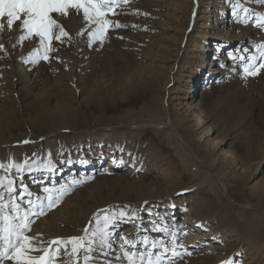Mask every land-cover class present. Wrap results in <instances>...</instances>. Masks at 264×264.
<instances>
[{"label": "rangeland", "instance_id": "374dc122", "mask_svg": "<svg viewBox=\"0 0 264 264\" xmlns=\"http://www.w3.org/2000/svg\"><path fill=\"white\" fill-rule=\"evenodd\" d=\"M234 1L228 0L220 19L223 18L226 23L225 29L235 38L240 37L242 30L229 28L230 16L234 13L236 5ZM209 2L214 6L216 4L209 0H198L199 10ZM186 4L188 0H128L126 4L120 3L114 9L116 14L109 13L106 17L113 24L110 25L102 42L99 39H90L89 34L94 31L96 25L85 21L82 12L70 10L68 17H58V22L69 36L63 37L62 42L53 39L51 45L53 51L48 53L47 61L42 59L44 48L38 37L21 40L20 37L26 33L20 28L19 22L11 29L7 27V23H2L4 27L0 29L1 149H7L23 139L38 135L37 132L45 128L43 124L37 122L43 114L51 115L54 120L59 117L58 110L43 107L31 114L27 107L22 106L27 100L21 101L22 97L16 93L15 74L19 67L25 72H34L45 77V83L48 85L43 91H50L61 97V105L68 108L65 116L70 113L69 108H74L77 112L78 107H81L78 103L82 101V107L88 108L86 109L88 120L93 124L92 127L101 129L106 125L104 123L126 127L131 122L148 120L156 123L158 117H164L166 79L174 67V61L180 58L181 77L173 83L172 91L166 98L172 100L174 96H183L189 89L194 90L195 97L192 101L194 107L201 100L204 101L203 106L195 109L196 112H203L209 117L208 124L216 128V134L224 138L226 150L232 154L227 157L214 148L211 141H200L198 136L203 127L196 126L193 117L186 121L189 124L188 130L185 132L180 130L181 136L184 139L187 137L188 147H183L190 153L191 158L183 155V151L172 140L169 129L139 126L129 130L122 143V155L130 159L132 165L136 167V173L126 179L135 186L123 179L126 177V169L130 167L128 166L122 171H115L116 174L112 173L110 178L107 176V179H103L99 184L102 185L99 191L86 189L95 178H101L102 174L98 175L99 171H96L94 179L86 181L78 190L80 191L78 194L74 190H68L56 207L52 209L46 207L44 214L38 216L46 217L57 211L59 214L53 224L56 228L47 234L43 242L37 244V248L52 250L56 245H50V241L84 236V229L88 224L93 228L91 230L95 231L97 215L100 217L99 223L102 227L105 215H116L117 224L121 221L118 213L124 211L127 213L125 218L130 219V226L133 227L138 216L143 213L157 220L160 219L161 212H169L165 209L159 212L156 205L173 204L174 209L178 207L176 210L183 212L177 222L184 223V227L188 224L183 219L190 214L189 210H192L193 223L196 222L193 233L213 232L215 231L213 228L219 226L223 232L220 233L218 241H215L216 246L228 248V244L240 242L236 247L230 246L229 250L225 251L220 264H227L228 261L232 264H243L251 256L255 258L253 264H264V229H261L256 237L250 233L253 229L251 224L255 225L259 212L264 211V69L256 76L238 72L241 77L230 86L209 87L204 77L198 76V73L204 61L206 70L207 67H212L215 60L211 58L215 53L211 50L219 46L218 42L210 39L213 35L210 28L214 25L215 9L210 10L213 13L210 16L201 13L199 15L198 11L196 15L205 18L197 21L187 36L191 12L184 7ZM128 5L130 7L126 11L125 7ZM236 10L238 9L235 7V13ZM217 17L219 18L218 14ZM115 22L122 27H115ZM237 23L240 24L241 21ZM255 23V18L248 19L247 23L242 24V28L248 26L253 28ZM201 25L208 27L201 28ZM54 31L56 34L59 33V29ZM238 40L237 38L236 41ZM234 46L236 49L238 43H234ZM221 50L226 54L231 49ZM87 54L89 59L85 58ZM247 55L256 56L259 55V51L255 49L248 51L246 60ZM33 60L36 62L33 63ZM261 62H264V58L259 56L256 64ZM240 69L239 64L236 70ZM216 85L224 84L216 82ZM205 89L209 90V95L202 98ZM97 92L103 94L109 104L110 110L106 114L98 112L92 103H88L92 99L96 101L94 97ZM39 94L34 93L33 97L39 100ZM32 100L33 98L28 102L31 103ZM171 112L172 115L178 116L181 113L180 107L172 108ZM108 137L111 143L120 144L117 134H110ZM92 140L88 152H91V149L98 150L97 143ZM79 148V143H76L73 157L80 158L86 154ZM63 150V144L57 138H51L49 143L39 140L26 147V152H31L35 156L34 170H37L41 177L42 173L51 170L52 163H57L59 157L63 156ZM206 173L216 175L218 181L225 184L227 192L213 187L208 182L195 188L204 181ZM7 178L6 174L0 175L3 185L7 183ZM38 179L45 180L43 183L50 185L53 176ZM142 180L147 184L158 182L159 186L150 194L146 192L141 195L137 184ZM3 190L4 188L0 187V196L4 200L6 197L2 193ZM135 202L138 203L132 207L131 204ZM239 204L249 206L254 212L246 211ZM32 205H36L33 211L39 210L40 205L35 202L28 206L20 205L22 213L29 210ZM38 217L33 216V219ZM124 228V225L119 228L113 244L119 242ZM91 230L89 232H92ZM166 232L170 234V228H167ZM247 233L251 234V239L247 237ZM98 248L100 245L97 240L93 244V249L98 252ZM146 250L148 249H144L143 252ZM70 251L71 245L61 246L60 252L55 256V264H73V258L66 255V252ZM137 252L142 251L138 249ZM39 255H43V251L37 252L34 256ZM84 255L81 249L75 258V264H81ZM9 263L13 264L10 260ZM122 264H128L124 257Z\"/></svg>", "mask_w": 264, "mask_h": 264}, {"label": "bare ground", "instance_id": "6f19581e", "mask_svg": "<svg viewBox=\"0 0 264 264\" xmlns=\"http://www.w3.org/2000/svg\"><path fill=\"white\" fill-rule=\"evenodd\" d=\"M209 1H213L214 3H216L215 6L212 2H209L204 6L202 10H199L198 0H188V4L184 5V7L188 9L189 12H191V20L187 27V32H190V29H193L196 26L197 21H200L202 18H205L201 16L199 17L200 13L201 15L205 14V16H210V14H213L212 12H210V10L215 9L214 25L213 27L211 26L212 28H210L213 30V35L210 39L213 42H218V47H221L222 49L226 50L231 49L232 51L228 50L226 54H223L222 50L220 51L221 48L218 49L217 47L216 49L211 50L212 53H215L211 59L214 58L215 61L212 67H207V70L205 69L206 67H204V65L206 64V62L204 61L202 63L203 66H199L201 69L198 73V76L201 75L202 78L204 77V80L207 82L209 87L230 86L238 82L239 78L241 77L238 72L243 73L244 68L248 64L257 63V60H250L249 58L251 56L248 57V55V59L246 60V53L248 51H251L252 49L258 50L257 45L264 44V28L259 27L257 23L258 20L264 18V3L259 2V0H239V4L241 5V7H236L238 10H236L235 14L232 13V16H230L229 28L238 31L242 30V34L240 35V37L235 36L234 38L232 37V35H230V31H227L225 29L226 23L225 21H223V18L220 19V15L223 14V11H225L226 9L225 5L228 0ZM236 3L237 0L234 1V4ZM129 7L130 5L126 6L125 10L128 11ZM245 8L248 10L247 12L243 10ZM198 11L199 15L197 16L196 14L198 13ZM217 14L219 18L217 17ZM253 18H255L256 20V23L254 24L255 27H253L254 29L250 28V26H248L247 28H242V24L244 22L247 23L248 19ZM238 21H241V23L238 24ZM0 22L6 24L7 18H0ZM261 22H264V20H261ZM207 27L208 25H201V28ZM189 32L186 34L187 36ZM207 33L208 32L206 31V34ZM186 35H184V38L186 37ZM237 38L239 39L238 41H236ZM234 43H238L236 49H234ZM201 47L203 48V46ZM256 56L258 59L259 55ZM86 57L88 58L89 54L85 55V58ZM85 61H87V59ZM179 61L180 58H177L174 61V67L172 68V71L169 73L166 79V91L164 93L165 102L163 106L164 117H158L159 119L155 120L156 123H151L146 120L142 122H131L126 127L104 123L106 125L102 126L101 129H94L92 127L93 124L88 120L89 115L88 111L86 110L88 108L86 106L82 107V101H79L78 103V106L81 107H78L77 112L76 110H74V108H69L70 113L65 116V112L68 108H64L61 105V97L51 93L50 91H43L48 85L47 83H45V77H42L41 75L34 72H25L22 67H19V71L17 70V74H15L17 79L16 93L19 95V97H22V99L20 98L21 101L27 100L26 103L22 104V106L27 107L28 111L31 114H34L35 112L41 110L43 107L44 109H53V111L58 110L57 112H59V117L54 120L52 119L51 115L43 114L40 117V121L37 122L43 124L45 128L41 132H37L39 133L38 135H33L29 138L23 139L12 147L10 146L9 148L4 150L0 147V152H5V154L0 153V164L4 165V168H0V175L3 173L8 176L7 183H4L5 185L2 187L4 188L2 193L5 194L6 197L3 202H8L11 197L13 202L18 203L21 206H28L35 202L39 205L43 203L45 205L46 210V197L48 194L45 193V188L53 189V194H56L57 190H61L63 188H67L68 190H74V192H77L78 194L80 192L78 191L80 187L85 184L86 181H88L89 179H94V173L96 174V171H99L98 175L102 174L101 178H95V181L92 184L86 186V189H94V191L96 192V190H100L102 185L99 186V184H101L100 182L103 181V179H107V176H111V174L115 171H122L126 167L130 166L126 169V177L123 178L126 182H128L126 180L128 179L127 177L136 173V167L132 165L130 159L122 155V143L125 139L124 136L126 132L138 128L139 126H145L147 128L155 127L169 129L172 140L181 149V151H183V155L188 158L190 157V153L186 152L183 147H188L187 137L185 138V140L184 137L181 136L180 130L184 132L188 130L189 124L186 121L189 117H193L195 118L196 126L203 127V130L199 134L198 139L203 142L211 141V145L214 148L220 150V152L224 153L225 156L230 157L232 154L229 150H226V143L224 138L216 134V128L210 127V125L208 124L209 117H206L203 112H196L195 109H198V107L200 108L201 106H203L204 101L201 100L194 107L192 103L195 97L194 90L189 89L190 91H186L183 96H174L172 100H170V98H166V96L169 95L172 91L171 87L173 83L177 81L178 77H181L179 72L181 63H179ZM239 64L241 66V69L236 70V66H238ZM216 82L218 84L224 85L217 86ZM25 83H28L27 86H24ZM34 93H40V101L33 97ZM202 93V98H206L209 95V90L205 89V91H203ZM32 98L33 100L31 101V103H29L28 101ZM94 98L96 99L95 102L94 99H92L91 102L88 103H92L94 107H96V110L98 112L106 114L110 110V107L105 99V96L97 92ZM176 106H179L181 111L178 116L172 115L171 112L172 108ZM27 109L25 110L27 111ZM79 109L81 110V112H79ZM184 113H186L187 115H185ZM110 134H117V136L119 137L118 142L120 144L115 145V143H111L108 137L110 136ZM33 137L34 139H32ZM51 138H57L62 142L64 147V153H62L63 156L59 157L57 163H52L53 166H50L51 170L48 173H42L41 177L39 176V173H37V170H34L36 167V158L34 155H32L31 152H26V147L27 145H32L39 140H43L46 141V143H49V140ZM90 140H92L95 144L97 143V151L96 149H91V152H88L89 148L91 147V145L89 144ZM76 143H79L80 145L79 150L82 153H86L85 155L80 156V158L73 157V151L75 150ZM114 154L117 155L114 156ZM197 162L200 163L199 161ZM10 164L13 165V167H9ZM16 166H20L19 171L17 170ZM49 175L53 176L50 185H45L43 183V181L45 180L40 181L38 179H47ZM35 176L38 178H36ZM9 180L13 182L12 187L14 188V192L11 194L7 191V184ZM74 181H79V183H73ZM140 182V184H137V187H140L139 190L141 191V195L145 194L146 192L150 194L152 191H154L155 188L159 186L158 182H153L152 184L150 182V184H147L144 180ZM207 182L210 183L213 187L219 188L223 192H227L225 184L221 181H218L216 175H212L209 173L205 174L204 181L202 183H199L195 188H198ZM128 183L133 184L132 182ZM66 201L64 202L67 203ZM136 203L138 202L131 204V206L134 207ZM240 206L244 207L246 211L252 209L249 206ZM155 207L159 212L162 209L169 210V212H161L160 219L158 218L157 220L156 218H150L148 214L143 213L142 215L138 216V218L134 222L136 225L133 227L130 226V219H121L119 223L115 224L114 227H111L109 229V231L113 234L112 239L110 240L111 248H103L101 250L100 248H98V252L95 250L88 253V255L92 258L88 262V264H122V257L124 256L123 252L121 251V245L124 244V240L121 239V237L131 240L135 243V248H132L130 245H125V249L129 251H137L138 249H141V251L143 252L144 249H148L151 250L154 254H159L164 252V248H168L169 251L164 254L163 264H220L221 260L224 259L225 251H228V248L230 246L236 247L240 243L239 242L237 244H228L229 247L228 245H226L228 248L216 246L215 241H218L220 233L223 232L219 228V226L213 228L215 229V231L213 232H200L199 234L193 233L194 228H196V226H194L196 222L193 223L194 218L193 215L191 216V214H193L191 209L189 210L190 214L185 216V218L183 219L184 222L188 224L184 227V223L177 222L180 218V215L183 214V212L176 210L178 209V207L174 209L173 204H169L167 206H164V204H160L156 205ZM25 209L27 210V207H25ZM8 210L9 212H11V205H9ZM251 211L254 212V210ZM20 214H23L21 210ZM57 215H59L58 211L50 213L46 217L42 216L33 219L32 216L30 218L33 221L30 225L31 231L26 232V235L34 238L33 244L36 247H38L37 244H40V242L46 238L48 233H50L54 228H56V226H54L53 224L57 220ZM257 220L258 222L255 225L251 224L253 229L250 231V233L254 234L255 237L261 229H264V211L259 212ZM122 225H124L125 228L122 230L123 232L119 237V242L117 244H113L112 242L114 241V238ZM154 226L161 230L154 231ZM167 228H170V234L166 232L167 230H163ZM85 229H89L90 231L93 228H91V226L88 224ZM90 233L91 232H89V234ZM144 233L145 235H143ZM145 237H147L149 241L147 245L144 244ZM247 237L251 239V234L247 233ZM246 240L247 238L245 237V241ZM152 243H156L158 246L156 248H152ZM217 243L220 244L221 242ZM222 244H224V242H222ZM160 245H162L163 247H160ZM173 251H175V253L177 254L173 255ZM36 253L37 252H33L31 254L35 255ZM188 253H190V255ZM117 257H119V259ZM247 260L248 261L243 262V264H253L255 258H252L251 256V258ZM82 262L83 264H85L84 259L82 260ZM2 264L10 263L9 260H4L2 261Z\"/></svg>", "mask_w": 264, "mask_h": 264}, {"label": "snow or ice", "instance_id": "6c2138e0", "mask_svg": "<svg viewBox=\"0 0 264 264\" xmlns=\"http://www.w3.org/2000/svg\"><path fill=\"white\" fill-rule=\"evenodd\" d=\"M264 3V0H259ZM120 3H128V0H0V18H7V27L11 29L14 24L19 22V26L26 33L20 37L24 40L29 37H38L40 44L44 48V55L42 59L47 61L49 59L48 53L53 51L51 47L53 39L62 42L63 37H68L69 33L58 22V17H68L70 10H75L76 13H83V18L89 24H95L96 28L90 33V39H99L101 42L104 39L112 21L106 17L109 13L115 15V7ZM235 7H241L239 0ZM234 7V14H235ZM245 12L248 10L243 9ZM264 20V18H261ZM258 20V26L264 28V22ZM115 27H122L121 24L115 22ZM4 27V24L0 23V29ZM55 29H59V33H55ZM70 38V37H69ZM259 56L264 58V44L257 45ZM231 55V54H230ZM252 61L257 60V56L249 58ZM36 61L33 60V63ZM261 69H264V62L250 63L244 68V73L247 76L259 75ZM27 143V141H26ZM13 167V165H9ZM17 170H20V166H16ZM0 168H4L3 164H0ZM73 183H79L74 181ZM13 182L8 181L7 191L13 193ZM3 181L0 180V187H3ZM47 193V205L48 209L56 207L62 197L67 193L68 189L63 188L57 190L56 194H53V189L45 188ZM9 205H11V212H9ZM36 205L24 211L20 214L21 206L18 203L13 202L10 197L8 202H3V197L0 196V264L4 260H10L13 264H55V256L60 252L61 246L71 245V251L66 252L73 258V264H75V258L78 253L83 249L85 255L83 259L85 264L92 259L88 253L94 251L93 244L98 240L100 248H111L110 240L112 239V232L109 231L110 227L115 226L117 219L116 215L103 217V226H100V217L97 215V229L89 234V229H85V235L81 237H72L68 240H53L50 241V245H56L55 249L37 248L33 244V237L26 235V232L31 231L30 225L33 222L31 216H40L44 214L45 205L41 203L39 211H33ZM120 219L127 216V213L120 211L118 213ZM154 231H160L161 229L154 226ZM167 230V229H163ZM95 238V239H93ZM124 240V244L121 245V251L124 258L127 259L128 264H163L164 254L169 251L168 248H164L163 253L154 254L151 250L145 252L129 251L125 249V245H130L135 248V243L131 240L121 237ZM149 243L148 238H144V244ZM158 245L152 243V248H156ZM160 247H163L160 245ZM43 251V255L34 256L31 253ZM173 251V255H176ZM190 255V253H188ZM119 259V257H117ZM227 264H232L228 261Z\"/></svg>", "mask_w": 264, "mask_h": 264}]
</instances>
